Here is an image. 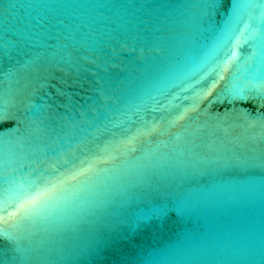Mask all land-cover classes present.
Segmentation results:
<instances>
[{"label": "water", "instance_id": "obj_1", "mask_svg": "<svg viewBox=\"0 0 264 264\" xmlns=\"http://www.w3.org/2000/svg\"><path fill=\"white\" fill-rule=\"evenodd\" d=\"M0 111V264H264V0H0Z\"/></svg>", "mask_w": 264, "mask_h": 264}, {"label": "snow or ice", "instance_id": "obj_2", "mask_svg": "<svg viewBox=\"0 0 264 264\" xmlns=\"http://www.w3.org/2000/svg\"><path fill=\"white\" fill-rule=\"evenodd\" d=\"M215 86L214 83L213 87ZM4 118V112L0 111V121ZM64 167L66 169L64 173L59 169H53L47 175L42 174L28 188L17 193L12 203H6L5 200L0 202V225L23 227L46 219L50 209L66 203L80 186L91 179L88 173L92 166L87 159L80 161L79 165L69 162ZM80 177L87 179L80 180ZM73 181H77L78 184H73Z\"/></svg>", "mask_w": 264, "mask_h": 264}]
</instances>
